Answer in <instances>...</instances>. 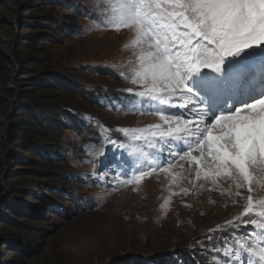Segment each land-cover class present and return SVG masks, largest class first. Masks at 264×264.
<instances>
[{"label":"rangeland","instance_id":"rangeland-1","mask_svg":"<svg viewBox=\"0 0 264 264\" xmlns=\"http://www.w3.org/2000/svg\"><path fill=\"white\" fill-rule=\"evenodd\" d=\"M104 5L0 0V264H226V252L227 264H247L246 252L237 260L231 249L254 226L215 230L240 216L247 188L196 179L194 165L181 183L179 156L116 186L132 175L115 167L133 151L119 129L160 120L138 99L130 103L126 90H140L130 82L140 50L124 34L130 29L102 23ZM252 195L264 198V175Z\"/></svg>","mask_w":264,"mask_h":264},{"label":"snow or ice","instance_id":"snow-or-ice-1","mask_svg":"<svg viewBox=\"0 0 264 264\" xmlns=\"http://www.w3.org/2000/svg\"><path fill=\"white\" fill-rule=\"evenodd\" d=\"M104 6L102 23L131 29V44L140 50L130 78L140 90H126L130 103L135 108L138 99L141 110L160 120L119 129L133 151L121 152L115 167L119 176L132 175L116 186L139 183L150 174L143 169L171 166L177 156L195 166L196 179L233 180L237 189L247 188V203L215 230L253 225L254 235L239 246L233 240L231 252L237 260L244 252L256 258L247 264H264V198L252 195L256 177L264 175V59H249L256 49L264 53V0H105ZM104 155L95 153L96 165ZM224 255L227 264L232 256Z\"/></svg>","mask_w":264,"mask_h":264},{"label":"bare ground","instance_id":"bare-ground-1","mask_svg":"<svg viewBox=\"0 0 264 264\" xmlns=\"http://www.w3.org/2000/svg\"><path fill=\"white\" fill-rule=\"evenodd\" d=\"M125 35H129L131 34V37L134 35V33L132 32V30L130 29L128 32H125L124 33ZM264 47V46H263ZM250 60H256V61H259L261 59H264V53H262L261 51L259 53H256L254 55H251L249 57ZM206 71H210V70H206ZM260 98V97H257V99ZM195 106V105H194ZM181 164L183 165V168H181ZM174 168L176 169L177 168V171L175 172L176 173V178H178V180L183 183L184 182V174L183 172H187L189 171L190 167H189V163L187 160L185 161H181L180 163H176L174 165ZM192 172H194L192 169H190V171L188 172V178H191L194 174H192ZM177 180V179H176ZM178 183V182H177ZM199 184V183H196V185ZM194 185V184H193ZM192 185V186H193ZM188 189V188H187ZM193 191V190H192ZM185 194V193H183ZM182 195V194H181ZM185 195H183L182 197H184ZM181 197V198H182ZM201 213V212H200ZM253 257H250V259H252Z\"/></svg>","mask_w":264,"mask_h":264},{"label":"trees","instance_id":"trees-1","mask_svg":"<svg viewBox=\"0 0 264 264\" xmlns=\"http://www.w3.org/2000/svg\"><path fill=\"white\" fill-rule=\"evenodd\" d=\"M41 111V113L43 114L45 111H44V109H41L40 110ZM52 111V110H51ZM50 111V112H51ZM47 112H48V110H47ZM31 114L33 115V116H35L36 114L32 111L31 112ZM45 114V113H44ZM38 116V115H37ZM187 261L190 259V257H189V255H185V257H184ZM181 264H184L185 262H183V257L181 258ZM167 262H169V259L168 260H163L162 262H160V264H167Z\"/></svg>","mask_w":264,"mask_h":264}]
</instances>
